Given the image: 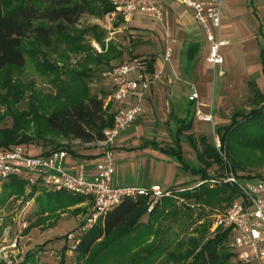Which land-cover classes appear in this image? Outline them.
Listing matches in <instances>:
<instances>
[{"label": "rangeland", "instance_id": "1", "mask_svg": "<svg viewBox=\"0 0 264 264\" xmlns=\"http://www.w3.org/2000/svg\"><path fill=\"white\" fill-rule=\"evenodd\" d=\"M158 1L163 7L165 28H161L162 25L159 22L148 18L144 13L138 12L134 14L126 26V28L141 30L134 33L135 39L130 37V29H123L124 27L121 25L119 27L122 31L113 35V40L110 43L117 51L122 52V60L132 58L134 55L142 57L146 54H154L162 60V51H164L167 42L173 49L174 59L177 58L179 60V52L183 47L185 38L183 34L194 37L195 39L199 38L203 43L201 47L202 52H204V45L207 50L209 44L205 36L202 35V29L194 21L189 10L171 0ZM241 7L243 12L240 14V17L234 18V13ZM226 9V3L224 2L223 11ZM231 11H229L228 17L230 20L234 18V21L230 23V31L236 36L232 37V44L230 46L221 49V53H224L223 56L226 63L224 77L222 79L219 78L216 71L213 84L212 69L205 62V56L202 58V53L197 57L196 62L199 63V61H202L204 68H192L189 72L190 80L183 77L182 63H173V68L180 75L179 80H177L180 82L174 83L175 93L173 97L176 99L178 105V108H174L173 110V112L175 111L174 117H171L169 114H167V117L163 116V112L166 109L163 100L156 105L155 101H153L152 104L154 106H143L142 104L140 107L141 120L138 122V119L136 125L135 123L132 124L119 134L118 143L116 144L117 148L112 150L111 159L116 169L113 179L118 182L121 186L120 188L159 185L163 190H170L171 188L182 190L181 187L200 185L198 183L200 176L193 174L191 171H197L198 168H201V165L197 162L195 151L187 137L188 133H192L197 140L200 137H205L208 143L214 147L216 140L221 145L214 130L218 126L227 125L230 116L234 112L242 111L246 113L253 106L250 105L252 93L249 83L254 82L258 90L264 93V67L259 61L261 54L258 49V42L264 43V0H255L254 5L246 1H243V3L240 2L235 8L233 16L230 15ZM167 13L170 16L168 20ZM259 25L262 26L261 29H258ZM89 26H97L105 32V38L108 37L109 32L103 27V16L99 17L94 14L83 15L76 27L80 29ZM222 33H224V30H222ZM86 40L95 55H103L104 50H102L98 42L88 37ZM94 44L103 51L102 54L95 48ZM60 52V49L58 50L56 47L50 50V60L55 61L58 66L70 64L76 69L75 64L82 59V55L69 54V60L64 62L62 61L63 58ZM180 62L184 63V60L182 59ZM92 67L93 72L89 73L91 78L88 83L90 93L99 96L101 93H108V81L104 76L107 69L104 66L98 68ZM6 73L3 72L0 74V84L4 85L9 93L5 89L0 91H2V96L8 95L6 98L8 99L9 105L17 110V112L22 113V111H27L30 102L27 98L29 92H26V95L24 94L18 100L12 98V93L9 90H16L15 83L18 79L26 83H31L33 85L32 89L39 91V96H44L45 94L55 96V90L51 84L46 80L40 79L31 68L27 67L24 73L13 70L10 73V77ZM7 80L11 82V85H6L5 82ZM180 84L184 85L183 87L185 88L183 89ZM191 88L196 89L195 91L198 93V100L193 105L195 114L192 130L188 133H178L177 128L179 127V123L176 118H180V115H182V109L188 103V96L193 92ZM164 97L169 98L168 92L162 95V98ZM170 106L167 108L169 109ZM197 107L200 113H197ZM5 109V107L0 105V130L11 128L13 125L12 117L10 115L5 116ZM206 113H211L212 115L210 122L202 120V114ZM36 126V124L30 122L26 133L31 135L29 137H31L32 141L28 144H21L32 156L39 155L54 148L56 146L55 144L61 145L60 147L74 148L72 149L73 151L76 149L78 152L87 151L83 148H78L81 144L75 143L70 139L53 138L50 135L44 137V140L43 138L39 139L34 133ZM169 146L177 147L181 150L183 164L174 156H170L162 151L163 148ZM90 152L95 153V150H90ZM218 152L220 153V151ZM256 153L260 155L259 150ZM220 154L221 164L214 163L207 171L210 177L205 182L209 184L208 186L210 188L222 185L220 180L229 173L232 172L235 174L230 168L225 154ZM68 161H70V157L65 159V163ZM77 164L84 165L85 162L81 161V163L78 162ZM183 165H187L189 169ZM238 170V173L235 175L237 177L238 175L241 176L238 178L244 182L264 180V159L260 158V160L252 165L241 166ZM68 173L70 175L73 174ZM248 176H254V178H248ZM5 181H0V186ZM213 181L214 183H212ZM31 191V188L27 185L22 196L8 199L0 207V262L2 264H23L28 254L31 256L29 259L30 264H58L59 256L62 255L64 264H74L75 253L73 251L72 253L70 252L72 241H68L66 237L70 232H74L80 226L83 216H78L80 215L79 211H81L78 205L81 203L75 207L60 210L55 214H49L51 216L49 219H42L43 222L37 224V220L41 219L39 217L41 208L37 203V196L40 195L39 192L41 191L36 192L30 197ZM49 193H43L41 200L54 199L55 195L58 194L54 192ZM238 196L226 201L214 203L212 207L200 203L202 204V206L199 205L201 206L200 208H197L198 203L193 201L188 202L183 198H166H173L172 200H174L176 206L181 207V209H190V211L185 210V214H183L184 218H188L187 222L191 218H195L197 214L204 215L203 217L208 215L205 220H200L201 222L199 221L192 226L193 229L199 230L198 227L200 224L205 223L204 226L207 229V233L202 239L200 237L198 239L202 241L201 243H204L206 239L214 236L211 234L214 217L229 207ZM76 208L79 210L78 212L71 211ZM161 214L165 215L166 212L159 210V216ZM32 223L36 225H32L28 233L25 234V230ZM166 223V226L172 227L175 232H179V229H181L175 222L167 220ZM166 226L164 225V227ZM185 230L189 231V229ZM180 233V239H184L186 237L185 232L182 230ZM15 240L16 246L12 247ZM111 243L112 240H109L107 245ZM222 246L221 251L227 254V259L223 260L221 264H239L229 250L227 240ZM144 247H147V250L142 249L139 251L144 257L149 256V260H151L154 256H158L154 251L150 250L149 245ZM188 248L191 249L190 246ZM112 249L113 246H109V252L108 250L101 252V257L96 262L99 264H122V261L118 260L119 250L114 254ZM175 249H172V251H175ZM144 250L146 252H143ZM183 250H179L175 254L180 256ZM141 255L136 252V256ZM168 264H173V262L170 260Z\"/></svg>", "mask_w": 264, "mask_h": 264}, {"label": "trees", "instance_id": "2", "mask_svg": "<svg viewBox=\"0 0 264 264\" xmlns=\"http://www.w3.org/2000/svg\"><path fill=\"white\" fill-rule=\"evenodd\" d=\"M112 9L107 0H0V74L7 72V76L10 77L13 70L24 73L28 67L40 79L48 81L55 90V96L51 94L39 96V91L32 89L31 83L18 79L15 83L16 90L10 89L9 91L14 100H18L24 94L26 95V92H29L28 109L22 113L12 108L6 98L8 95L2 96V91H0V105L6 108L5 116L10 115L13 122L11 128L0 130V147L31 142L32 139L29 137L31 135L26 133L30 122L37 125L34 129L35 136L39 139L43 138V140L47 135L81 143H93L103 139L102 131L112 124L113 116L108 114L110 105L104 108L103 99L106 94L101 93V96H98L90 93L88 83L91 75L89 73L93 72L92 66L109 67L111 60L122 57V52L117 51L112 45H108L103 55H95L86 38L94 39L104 49L105 32L97 26L80 29L76 26L83 15L94 14L102 17ZM55 47L60 49L64 62L69 60V54L82 55V59L75 64L77 68L74 69V66L70 64L58 66L55 61L50 60V50ZM192 51H194L193 48L190 52ZM263 53L264 47L260 50V62L264 67ZM144 61L146 62V60ZM152 63L153 60L149 61V68ZM5 83L8 86L11 85L9 80ZM249 85L252 93L250 105H253L251 110L246 113L234 112L227 125L218 126L214 130L221 144L220 150L210 145L205 137H200L197 140L192 133L187 135L195 151L197 162L201 165L197 171L191 170L193 174L200 176L198 182L200 185L181 187L182 190L179 191L170 189L174 197L198 203L197 208H200L202 204L212 207L214 203L235 198L238 191L233 186L228 184L217 185L214 188L208 186L209 184L205 182L210 177L207 173L208 169L214 163L221 164L220 153L225 154L226 160L235 174L238 173L241 166L252 165L260 158L264 159V93L258 90L254 82H250ZM2 89L7 90L4 85L0 84V90ZM188 103L194 105V102L189 100ZM194 114L192 107L187 115L185 113L182 119L177 120L179 123L178 133L191 130ZM55 145L44 154L60 149L72 152L71 148ZM258 150L260 155L256 153ZM162 151L174 156L183 164L179 148L169 146L163 148ZM183 166L189 169L187 165ZM238 177L241 176L238 175ZM248 178L253 179L254 176H248ZM26 186V181L18 177H11L3 182L0 186V207L8 199L22 196ZM31 190L30 197L39 191L35 187H32ZM39 193L37 203L41 208L39 216L41 219L37 220V224L43 222L42 219H49L51 217L49 214L52 215L60 210L75 207L84 200L83 196L66 191L54 192L58 193L54 199L41 200L43 193H50L45 191ZM172 199L162 198L149 214H153L157 209L166 212L165 215L161 214L162 219L175 222L181 228L179 232L168 227L169 238L167 240H163L160 245H149L150 250L158 255L154 256V259L122 261V264H168L170 260L173 264H221L223 260L227 259V254L221 251L222 245L227 240V233L218 230L212 238L201 243L202 241L198 240L199 237L202 239L207 233L205 223L200 224L199 230L193 229L192 226L200 220H205L208 215L203 217L204 215L197 214L195 218H191L187 222L188 218H184L183 214H185V210L190 211V209H181ZM145 203V199L142 198L124 200L113 210L111 220L105 216L103 224L97 222L84 232L79 237L74 251V264H99L96 260L101 257V252L109 249V246H113L114 254L122 249L119 246H114L113 242L107 245L109 237L119 229L122 218L127 215H130L131 223L134 225L139 216L146 211ZM71 211L78 212L79 210L76 208ZM108 214L106 215L108 216ZM179 217L180 219H178ZM32 225L36 224H30L25 230V234L28 233ZM185 229H189L191 232ZM182 230L186 234L184 239L179 237ZM160 231L164 232L163 225ZM189 234L192 235L189 236ZM99 239L101 240L98 241ZM189 246L191 249L188 248ZM174 248H176L175 251H172ZM125 249H128V246ZM142 249L147 250V247L141 246ZM179 250L183 251L180 256H177L175 253ZM30 258L31 256L27 254L23 264H30ZM58 264H64L63 255L59 256Z\"/></svg>", "mask_w": 264, "mask_h": 264}, {"label": "built area", "instance_id": "3", "mask_svg": "<svg viewBox=\"0 0 264 264\" xmlns=\"http://www.w3.org/2000/svg\"><path fill=\"white\" fill-rule=\"evenodd\" d=\"M107 1L113 9L105 14L106 28H112L115 22L125 28L138 12L144 13L162 26L164 24L163 7L158 0ZM172 1L190 10L194 20L203 30L209 44L206 63L213 68L223 66L225 60L221 49L230 44L221 37L220 13L223 0ZM95 48L101 52L97 46ZM171 57L172 48L167 42L163 51V65L171 64ZM162 73L163 66L148 75L145 61L139 58L120 62L106 71L105 77L109 82L110 92L105 103H124L130 99L133 102L118 108L112 124L103 129V139L98 142L100 162L91 179L84 176L82 165L74 166L77 170L74 176L64 170L63 161L67 155L65 150L32 156L21 144L0 147V181L18 177L25 180L28 187L45 192L66 191L92 200V208L84 222L67 235V240L72 241L71 253L75 251L79 237L124 200L145 199L146 212L149 214L162 198L174 197L171 190H163L159 185L138 188L112 186L114 163L111 154L115 141L122 131L136 122L140 114V102ZM192 89L188 100L195 103L198 94ZM197 113H200L198 107ZM201 117L206 122L212 119L211 113L202 114ZM215 147H220L218 140L215 141ZM220 182L235 187L239 196L214 217L211 234L214 235L218 230L227 233L228 248L239 264H264V180L244 182L231 172ZM15 246L16 240L12 247Z\"/></svg>", "mask_w": 264, "mask_h": 264}, {"label": "crops", "instance_id": "4", "mask_svg": "<svg viewBox=\"0 0 264 264\" xmlns=\"http://www.w3.org/2000/svg\"><path fill=\"white\" fill-rule=\"evenodd\" d=\"M243 1L249 2L250 4H253V5H254V2H255V0H223V2H222L220 20H221V27H222V30H224V33H222V30H221V37L224 40H227V41L230 42L229 46L232 44V37L236 36L233 33H231V31H230V27H231L230 23H232L234 21V18L240 17V14L243 12L242 11V7L239 8L238 11H236L234 13L235 17L233 18V20L232 19L230 20V18L228 17V13H229L230 10H232L230 15L233 16V12H234L236 6L238 4H240V2L243 3ZM224 2L226 3V8H227L225 11H223ZM174 3H176V2H174ZM189 12L191 13L190 10H189ZM191 16L193 18L192 13H191ZM169 17L170 16L167 13V20L169 19ZM106 25H107L106 24V19H105V15H104L103 16V27L105 29H107L106 31L109 32L108 37L104 38L105 39V43H104L105 44V48L102 49V50H104V52H105L106 48L108 47V45L111 46L110 42L113 40V35L122 31V29L119 27L121 25V24H119V22H115L111 26L112 28H110V29L106 28ZM121 26L123 27V25H121ZM125 28H123V29H125ZM161 28H165V24H163V26H161ZM259 28L261 29L262 26L259 25L258 29ZM126 29H130L129 30V35H131L130 37H133V39H135L134 33H137L138 31H141V30H137V29H134V28L133 29L132 28H126ZM202 35H204L203 30H202ZM183 36L185 38H184L183 47H182V49L179 52V55H180L179 56V60L181 61L183 59L184 63L180 62L177 58L174 59L175 56H174L173 49H172L171 64L163 65L162 60L159 59L158 56H155L154 54H146V55H144L142 57H140L138 55V57H136V58H139V59H142V60H146L145 65H146V72H147L148 75L154 73L155 71H157V69H160L163 66V73H162L161 77L154 81V83L152 84L151 88L147 91V93L145 94V97L140 102V107H141L142 104H143V106H146V105L152 106L153 105L152 104L153 101H155V105H156V104L161 103V101L163 100L164 103H165L164 106L166 107V109L163 112V116L164 117H167V114H169L171 117H174V112L175 111L173 112V110H174V108H178V105L176 103V99L173 96H174V93H175V91H174V85L175 84L174 83L180 82V81H177V80H179V76L180 75H179V72L176 71V69L173 68V63H175V64L182 63V65H183L182 66V68H183V77H185L187 80H190L189 72L192 70V68H197V67L204 68V65H203L202 61H199V63L196 62L197 61L196 60L197 57H199L200 54L202 53V55H203L202 58H204V56H205V59H206V56L208 54L209 46H208V48L206 50L205 49V45H204L203 46L204 47V52H202V48H201L202 44H203L202 40H200L199 38L195 39L194 37H191V36L186 35V34H183ZM237 43H238V41H237ZM94 46H97V45L94 44ZM263 47H264V43H259L258 42V49L261 50V48H263ZM192 48L194 49V51L190 52ZM223 48H225V47H223ZM99 50H101V49L99 48ZM102 50H101V54L103 52ZM135 56H137V55H134L133 57L135 58ZM122 57H123V54H122ZM122 57H120L119 59L111 60L110 63H109V67H105V66L104 67L108 70L109 68H111L112 66H114V65H116V64H118L120 62H124V61H128V60L134 59L132 57V58H128V59L122 60ZM162 57H163V54H162ZM151 60H153V63L151 65V68H149L148 67L149 66L148 63ZM207 65H209V64H207ZM225 65H226L225 62L223 64V66H221V67L213 68L212 66L209 65L210 68L212 69L211 72H212L213 84H214V77H215L214 75H215L216 71H217V74H218L219 78L222 79L224 77V75H225V70H224ZM96 68H98V67H96ZM105 73H104V76H105ZM181 86H182L183 89L185 88V87H183L184 85H181ZM108 87H109V90H108V93H105L106 96L110 92L109 82H108ZM194 90H196V89H194ZM167 92H168V97L169 98H165V97L162 98V95L164 93L166 94ZM100 96H101V94H100ZM106 96L103 99L104 108L107 107L108 105H110V109H109L108 114H110L112 116H114V114H115V112L117 111L118 108H120L123 105H126V106L127 105H131L132 102H133V100L130 99V100L124 102V103L111 102V103H107L106 104L105 103ZM169 105H171V106L168 109L167 107ZM192 107L193 106L191 104L187 103L184 106V108L182 109L183 111H182V115H180V118H176V119L177 120L182 119L185 116V113L187 115V112H189V109H191ZM138 119L137 120L139 122L141 120L140 114H139ZM137 120L135 122V125L138 123ZM192 124H193V121H192ZM191 130H192V128H191ZM190 131H188V132H190ZM188 132H186V133H188ZM188 134H190V133H188ZM119 136L116 139L117 142L115 141V144L113 146V150H114V148H117L116 144L118 143ZM73 142L81 144L80 147H78V148H83V149H85L87 151L78 152V150L76 148H75L76 149L75 151L72 150L74 148H71L72 152H67L66 151L67 155H66L65 159H67V157H70V161L65 163V159H64V161H63L64 170L67 173L68 172L73 173L72 175L74 176L77 173V170L74 169V166L82 165L84 167V170H83L84 176L87 179H91L96 173L97 164L100 162V159H99L100 158V156H99V148H98V142H100V141L93 142V143H81L79 141H73ZM161 147H163V146H161ZM90 150H95V153L90 152ZM81 161L85 162V164L84 165L83 164H77L78 162L81 163ZM115 172H116V169H115V166H114V173H113V176H112V186L115 187V188H120L121 186L118 184V182H116L115 179H113ZM30 188H32V187H30ZM38 190L42 191L40 189H38ZM78 206L81 208V211H79L80 215H78V216H83L81 218V220H82L81 223H82V222H84V220L87 217V215L90 213V210L92 208V200L90 198L84 197L83 202L80 205H78ZM117 207H115L114 209H116ZM113 210H111L109 212L108 216L106 215V217L110 218V220L112 219L111 214H112ZM84 216H85V218H84ZM106 217L101 218L98 222L100 224L101 223L103 224V222H104ZM131 220H132V218H130V215H127V216L123 217L122 218V223L120 224L119 229H117L116 231H114L110 235V237H109L110 239L109 240H112L114 246H119V247L122 248V249L119 250L120 253H119V256H118V258H119L118 260H121V261L148 260V259H150L149 256H146V257H144L143 255L136 256V252H138V254L140 253L139 251L141 250V246H147V245L156 246V245H160V243L163 240H167V238H169L168 237V232H167L168 226H166L167 225L166 220L163 221L162 216H159V209L155 210L153 212V214H151V215L148 214L146 211L143 212V214L139 216L137 221H135L136 223H134V225H132ZM162 225L166 226V227H164V232L160 231V229L162 228ZM100 240L101 239H99L98 241H100ZM127 246H128V249H125ZM143 252H146V251L144 250ZM125 253H126V255H123Z\"/></svg>", "mask_w": 264, "mask_h": 264}]
</instances>
